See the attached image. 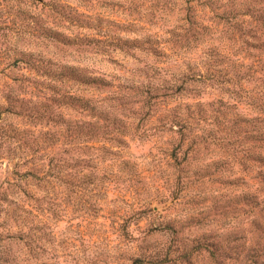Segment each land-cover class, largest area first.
Here are the masks:
<instances>
[{
	"label": "rangeland",
	"instance_id": "374dc122",
	"mask_svg": "<svg viewBox=\"0 0 264 264\" xmlns=\"http://www.w3.org/2000/svg\"><path fill=\"white\" fill-rule=\"evenodd\" d=\"M263 129L264 0H0V264H264Z\"/></svg>",
	"mask_w": 264,
	"mask_h": 264
},
{
	"label": "trees",
	"instance_id": "16d2710c",
	"mask_svg": "<svg viewBox=\"0 0 264 264\" xmlns=\"http://www.w3.org/2000/svg\"><path fill=\"white\" fill-rule=\"evenodd\" d=\"M43 72L45 73L46 76L50 77L49 78L50 80H53V82L55 83L54 85L49 84V88H51L52 91L55 90L54 87H56L58 85L56 82H59V83H64L65 81L75 82V80H78L77 75H79L77 73V68L74 66L68 65V64H63V65H61L59 67H55V68H47V69H44ZM79 77H80L79 81L82 82V84H96V85L105 84L104 78L90 75L89 73H86L85 71L82 72L79 75ZM62 98L66 99V100H78L79 99V97H76V96H74L72 94H68V93L59 94V99L62 100ZM82 100H83V105L85 108H88V109L94 108V105L91 104L89 99H82ZM71 104L72 103L67 104V105H71ZM36 117H37V119L42 120L45 116H41V114L40 115L36 114ZM262 142L264 143V135H262ZM261 157H262V161H264V155ZM147 261H149V262H146L148 264H156V262H158L157 258H155V257L149 258V260H147ZM137 262H138V260H135L134 264H137ZM159 263H161V262H159Z\"/></svg>",
	"mask_w": 264,
	"mask_h": 264
},
{
	"label": "clouds",
	"instance_id": "9594fccd",
	"mask_svg": "<svg viewBox=\"0 0 264 264\" xmlns=\"http://www.w3.org/2000/svg\"><path fill=\"white\" fill-rule=\"evenodd\" d=\"M187 235H191V233H187ZM254 242V241H253Z\"/></svg>",
	"mask_w": 264,
	"mask_h": 264
}]
</instances>
